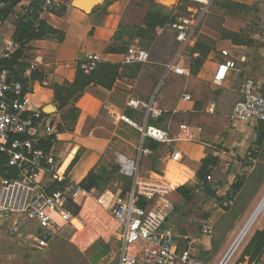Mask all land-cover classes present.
Segmentation results:
<instances>
[{
	"label": "crops",
	"instance_id": "0c3cea01",
	"mask_svg": "<svg viewBox=\"0 0 264 264\" xmlns=\"http://www.w3.org/2000/svg\"><path fill=\"white\" fill-rule=\"evenodd\" d=\"M36 1L42 7L38 19L63 32L64 39L58 41L56 38H43L26 43L19 63L26 69L35 64L37 72L36 79L28 84V112L42 110L49 121L58 125L71 120V108L79 109L73 129L58 132L51 147L57 159L55 169L43 171L37 178V185L48 190L62 189L68 183L79 185L101 161L111 160V150L119 148L131 157H138L142 145L146 149L141 160L143 171L146 174L164 175L175 187L176 194L172 193L174 199L171 195L173 209L166 225L173 227L182 250H190L182 248L184 243H207L210 235L203 233L204 225H213L225 214L222 205L233 203L234 197L245 192L249 179L259 181L250 200L252 204H259L264 198V138L261 137L264 122H239L235 128H231L229 115L235 103L243 97V83L247 78L264 81V0H214L208 18L210 0H191L196 4L185 5L184 14L201 5H206L208 12L190 52L183 59L190 70L189 75L173 73L162 88L161 82L165 75L163 63L174 56L179 43L176 32L170 27L173 17L165 12L168 7L161 0H104L92 13L75 7L73 0H52L48 6L45 0H20L7 17L0 18V51L7 41L15 38L21 19L29 14ZM182 2L178 0L173 8H179ZM26 8L30 9L27 13ZM144 11L146 14L143 19H134L135 13ZM241 11L254 17V21L246 20L243 23L234 20ZM150 12L163 13L169 20L150 28L146 23V16ZM130 39L137 44L143 39L148 40L150 62H122L126 50L123 46ZM223 49L229 51L228 58L234 60L237 66L229 69L222 85H215L213 77L218 63L224 59L221 52ZM88 52L102 53L106 55V61L120 64L119 74L111 87L103 83H92L77 100L61 110L55 101L52 86L73 82L77 75V58ZM194 58L201 59V65L195 71L192 65ZM157 88V102L165 112L160 118L150 119L148 123L169 128L171 141L147 138L141 143L139 130L120 116L125 114L144 122L143 110L130 107L127 100L134 96L147 101ZM185 94H190L192 99L185 100ZM48 106H52V109L47 112ZM199 127L202 131L196 140L179 136L188 129ZM75 149L76 152L69 159ZM175 151L181 152V160L170 158ZM208 154L219 159L208 183L216 190L215 195L206 193L205 185L197 187L199 181L196 174ZM6 166L7 170L0 172V182L3 178L17 174L15 169L9 167L7 160ZM216 172L226 176L224 182H219L221 179L214 176ZM125 180L128 179L117 173L103 191L97 189L95 193H81L70 202L79 207L80 214H85L87 227L93 224L94 231H90L88 239V234L80 233V227L65 223L54 213V218L60 224L58 233L47 245L39 246L33 240V237L43 232L37 219H24L20 233L10 235L9 229L14 226L15 218H0V264L8 262L4 261V254L1 253L2 239L5 243L12 242L33 251L50 247L56 237L65 241L70 236L69 243L81 249L82 245L75 242L74 237L85 235V242L88 240L86 248L95 245L98 240H103L107 245L112 238H116L119 243L120 225L110 209L119 191V184L125 189ZM238 181H241V187L234 191L233 185ZM180 186H187L190 193L188 190V195L180 193ZM200 190L210 197L199 196V202L194 204V194ZM257 230L253 239L256 251L260 245L259 238L264 233V223ZM259 251L258 255L264 254V243ZM117 261L118 251L112 263ZM250 261L249 254L245 253L238 264H252Z\"/></svg>",
	"mask_w": 264,
	"mask_h": 264
},
{
	"label": "built area",
	"instance_id": "2783aa9c",
	"mask_svg": "<svg viewBox=\"0 0 264 264\" xmlns=\"http://www.w3.org/2000/svg\"><path fill=\"white\" fill-rule=\"evenodd\" d=\"M199 1V0H197ZM52 0H45L46 6ZM7 6L0 0V11ZM28 8L25 9L27 13ZM208 12L206 5L195 6L188 14L173 17L170 27L176 32L179 46L174 56L163 63L165 69L164 79L175 73L189 75L190 70L183 63L185 55L190 52L194 40L199 34L204 16ZM21 47L16 39L6 42L0 51V154L7 158L9 167L17 171L16 176L3 178L0 182V218L15 223L9 229L10 235H18L24 219H37L43 232L33 240L39 246H45L52 237L58 233L59 222L53 214L59 215L62 221L79 227L86 223L85 217L71 210L68 205L81 193H95L96 188L85 190L80 185L68 183L62 189L48 190L37 185V178L43 171H53L57 164L56 155L51 151L38 149L37 145L42 139L50 138L54 143L58 134L57 125L46 118L42 110L29 113L30 89L29 82L35 64H31L24 72L28 79L27 85L12 78V71L3 64V60L10 57ZM224 59L218 63L213 77L215 85H222L229 69L235 68L236 62L229 59V51L223 49ZM102 53L88 52L77 58V65L86 73L94 71L99 63L106 61ZM151 60L150 51L137 44L129 45L123 53L124 64H144ZM163 81L161 82L162 85ZM243 97L239 99L229 115V124L235 128L239 122H264V81L247 78L243 83ZM158 88L153 96L143 101L130 96L127 104L136 109H142L144 122H140L122 114L120 118L141 134V143L147 138L161 142L171 141L169 128H161L148 123L150 119H158L164 114V109L157 102ZM191 100L190 94L183 96ZM202 128L188 129L180 134L189 140H196ZM26 135V137H22ZM146 149L141 145L138 157H131L120 151L111 153L118 165L121 177L130 181V188L124 190L119 184V191L115 195L114 204L110 212L120 225L118 261L109 264H193L191 252L179 247L177 237L172 226L166 225V220L173 209L171 199L175 187L164 175L143 174L141 172L142 153ZM171 159L179 161L182 154L175 151ZM144 201L145 205L141 202ZM77 224H76V222ZM203 233L210 235L213 225L207 223L202 229Z\"/></svg>",
	"mask_w": 264,
	"mask_h": 264
},
{
	"label": "rangeland",
	"instance_id": "374dc122",
	"mask_svg": "<svg viewBox=\"0 0 264 264\" xmlns=\"http://www.w3.org/2000/svg\"><path fill=\"white\" fill-rule=\"evenodd\" d=\"M214 0H210L209 4V13L207 18L211 14L212 11V3ZM178 4V0L176 3H165L167 10L166 13L170 14L172 17L178 16L180 14L186 13L185 5H193L196 4L195 1L191 0H183L182 4H180L179 8H173ZM173 5V6H171ZM146 11L139 12L134 14V19L140 21L145 16ZM238 17L234 18V20L238 19L243 23L246 20L254 21V17H250L248 13H237ZM237 21V20H236ZM142 42H138L139 45L147 48L148 40H141ZM136 43L132 39L124 44L123 48H127L129 45ZM187 59V57H186ZM162 88L167 79L162 78ZM117 151L123 152L119 148H116ZM115 150H111L112 153ZM124 153V152H123ZM126 154V153H125ZM111 155V154H110ZM141 172L146 174L141 166ZM148 175V174H147ZM214 176L220 180L219 182H224L226 176L220 173H214ZM217 181V180H216ZM126 182V180H125ZM215 186H218L217 182H214ZM257 186H259V181L254 179H249L247 188L245 192H243L238 197L233 198V203H229L227 205H222V210L225 211V214L215 223H213V232L210 234V237L207 239V243L203 242H195L193 244H182L183 247L190 248L191 250V259L193 260V264H220L223 259L226 257L237 238L239 237L241 231L243 230L245 224L257 210L258 205L250 203L252 198V194L256 191ZM173 194H176L173 192ZM210 197L207 194H202V191L194 194L193 203L197 204L199 202V196ZM173 198V195H172ZM174 199V198H173ZM85 219V214H82ZM87 220V219H86ZM76 222V221H75ZM264 223V209L259 214L257 219H255L252 227L250 228V232L246 234L243 241L239 244L237 249L234 251L233 255L227 261V264H238L241 261V258L245 255V253L249 254L250 263L252 264H264V254H256V247L254 246V235L257 233V229L260 228L261 224ZM77 224V222H76ZM87 222L84 225L79 224L78 226L82 229L80 231L81 234H88L87 239L90 237V231H94L93 224L90 223V226H86ZM73 230V229H72ZM201 235V231H199ZM64 241L60 238L52 240L50 247L45 250H25L21 246L13 244L12 242H4L2 239V247L1 253L4 254V261H8L7 264H109L112 263L116 259L117 251H118V240L116 238H112L109 244H105L103 240H98V242L86 248L85 235L74 237V241L78 244L82 245V249L78 246L74 247L69 243L70 236ZM85 242V243H84ZM179 242V241H178ZM84 246V247H83ZM86 248V249H85ZM73 258V261H72ZM63 261V262H62Z\"/></svg>",
	"mask_w": 264,
	"mask_h": 264
},
{
	"label": "trees",
	"instance_id": "16d2710c",
	"mask_svg": "<svg viewBox=\"0 0 264 264\" xmlns=\"http://www.w3.org/2000/svg\"><path fill=\"white\" fill-rule=\"evenodd\" d=\"M7 3V6L0 11V18L4 19L7 17L12 9V7L17 4L20 0H4ZM41 4L37 1L33 3V8L29 9V14L23 17L19 23L17 33L15 38L21 43V47L14 52L10 57H7L3 60V64L12 71V78L18 81H22L27 85L28 79L24 77V72L26 70L23 67V64L19 63V59L23 56L26 43L34 39H43V38H56L58 41L64 39V33L58 30L57 28L51 26L44 20H39V12L41 10ZM169 20V17L160 12H150L146 16L147 26L153 28L157 24H164ZM142 30V29H141ZM193 71L195 68H198L201 65V59H193ZM121 68L120 64L111 63L108 61L99 63L98 67L91 73H86L80 67L77 69V75L73 82H65L63 84H54L52 88L55 93V101L57 102L59 109L64 110L72 101L78 99L79 96L85 91V89L90 86L92 83H103L108 87H111L112 83L115 81L117 75L119 74V69ZM195 69V70H194ZM36 70H33L31 75V80L36 79ZM45 114V113H44ZM46 115V114H45ZM79 109L76 107L71 108L70 118L71 120L67 123H59L57 125L58 131L63 132L66 130H72L74 127V121L78 118ZM22 137H26L23 135ZM262 139L264 138V130L261 133ZM53 145V142L50 138L42 139L38 143L37 147L49 151ZM111 160L108 161L104 159L100 162L97 168L91 170L89 174L84 178V180L79 184L85 190H91L96 188L100 191H103L111 179L117 175L119 167L115 163L110 155ZM6 156L0 154V172L7 170L6 166ZM75 160L72 162L71 166L74 164ZM219 164V159L214 157L212 154H208L203 160L202 165L196 176L199 181L197 187H203L204 185L210 182V177L214 166ZM241 181H238L233 185L234 191L239 190L241 187ZM130 188V181H126L125 189ZM190 193L187 186H180L178 191L182 194L188 195ZM142 205H145V202H141ZM69 208L75 213H78L79 207L77 205H69ZM260 245L257 247L256 254H258L261 248V245L264 243V233L259 238Z\"/></svg>",
	"mask_w": 264,
	"mask_h": 264
},
{
	"label": "water",
	"instance_id": "95a60500",
	"mask_svg": "<svg viewBox=\"0 0 264 264\" xmlns=\"http://www.w3.org/2000/svg\"><path fill=\"white\" fill-rule=\"evenodd\" d=\"M103 1L104 0H73L72 4L75 7L79 8V9H82L86 13H92L93 9L95 7H97L98 5H100L101 3H103ZM161 2L163 4H165V3H175V0H161ZM51 109H52V106H48L46 111L47 112L51 111ZM75 152H76V149H75ZM204 191L206 193L210 194V195H215L216 194V190L210 184L205 185ZM227 260H228V257L224 258L223 261L221 262V264L226 263Z\"/></svg>",
	"mask_w": 264,
	"mask_h": 264
},
{
	"label": "bare ground",
	"instance_id": "6f19581e",
	"mask_svg": "<svg viewBox=\"0 0 264 264\" xmlns=\"http://www.w3.org/2000/svg\"><path fill=\"white\" fill-rule=\"evenodd\" d=\"M75 153L74 152L70 155L69 159L73 157ZM264 209V199L261 201V203L259 204L258 208L256 211H254V213L251 215V217L249 218V220L247 221V223L245 224L243 230L241 231L239 237L237 238L236 242L234 243V245L232 246V248L230 249V251L228 252V256L226 255V257H228V260L230 259V257L233 255L234 251L237 249L238 245L242 242V240L244 239V237L246 236V234L248 233V231L250 230V228L252 227L255 219H257V217L259 216V214L262 212V210ZM231 254V255H230ZM225 257V258H226ZM227 260V261H228ZM221 264V263H220ZM224 264H227L224 263Z\"/></svg>",
	"mask_w": 264,
	"mask_h": 264
}]
</instances>
